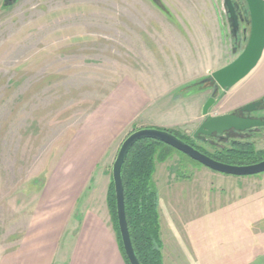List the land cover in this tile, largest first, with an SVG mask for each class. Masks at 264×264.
<instances>
[{
	"label": "rangeland",
	"instance_id": "obj_1",
	"mask_svg": "<svg viewBox=\"0 0 264 264\" xmlns=\"http://www.w3.org/2000/svg\"><path fill=\"white\" fill-rule=\"evenodd\" d=\"M232 2L237 37L225 0H0V253L49 213L43 200L55 203L71 186L82 134L124 79L133 75L153 100L139 125L202 113L211 75L238 58L250 35L245 0ZM172 102L176 111L153 112ZM256 103L251 114L242 111ZM233 114L264 122V54L244 80L220 91L208 116ZM206 118L180 133L211 154L233 142L264 151V126L195 138ZM131 131L103 158L77 208L104 216L115 232L107 193ZM192 161L174 153L157 164L168 264H264V174L227 176Z\"/></svg>",
	"mask_w": 264,
	"mask_h": 264
},
{
	"label": "crops",
	"instance_id": "obj_2",
	"mask_svg": "<svg viewBox=\"0 0 264 264\" xmlns=\"http://www.w3.org/2000/svg\"><path fill=\"white\" fill-rule=\"evenodd\" d=\"M132 77L124 79L105 102V108L90 120L87 135L83 132L81 149L76 151L79 164L74 166L71 186L55 203H51L52 199L43 200L42 209L50 206L49 213L34 219L16 245L0 253V264H127L117 234L107 226L105 217L93 211L77 212L94 172L112 146L130 130L167 128L183 133L199 125L203 117L202 109L198 117L185 123L176 121L166 127L149 121L139 125L143 115L152 112L153 100L140 81ZM167 109L176 111L177 107L173 102L157 105L153 112L161 114ZM167 257L164 246V264L170 263Z\"/></svg>",
	"mask_w": 264,
	"mask_h": 264
},
{
	"label": "water",
	"instance_id": "obj_3",
	"mask_svg": "<svg viewBox=\"0 0 264 264\" xmlns=\"http://www.w3.org/2000/svg\"><path fill=\"white\" fill-rule=\"evenodd\" d=\"M245 2L250 17V35L246 47L232 64L211 75V79L214 81V89L203 108V116L207 118L194 134L195 138L200 135H223L229 131L246 132L264 126L262 120L235 114L218 117L208 116L209 109L216 102L220 91L226 92L244 80L257 67L264 54V0H245ZM225 5L233 23L234 35L237 37L240 22L235 5L232 0H225ZM259 106L260 103L250 104L244 107L242 111L251 114ZM146 139L170 146L194 162L219 174L233 177H253L264 174V160L246 166L228 165L210 158L167 130L143 128L132 132L122 143L112 168L119 231L129 264L141 263L134 249L127 222L122 172L130 150L137 142Z\"/></svg>",
	"mask_w": 264,
	"mask_h": 264
},
{
	"label": "trees",
	"instance_id": "obj_4",
	"mask_svg": "<svg viewBox=\"0 0 264 264\" xmlns=\"http://www.w3.org/2000/svg\"><path fill=\"white\" fill-rule=\"evenodd\" d=\"M247 17H249L248 14ZM197 85L194 84L193 87ZM167 131L210 158L224 164L246 166L264 160V151L258 150L252 142H233L228 148L216 149L214 154H211L199 148L193 139L191 140L180 132ZM174 153L180 152L158 141L141 140L130 150L123 168L127 222L134 249L141 264H163L164 244L161 238L159 191L154 177L157 164L165 163ZM107 205L114 217V227L124 258L129 264L119 231L113 180L107 193Z\"/></svg>",
	"mask_w": 264,
	"mask_h": 264
},
{
	"label": "flooded vegetation",
	"instance_id": "obj_5",
	"mask_svg": "<svg viewBox=\"0 0 264 264\" xmlns=\"http://www.w3.org/2000/svg\"><path fill=\"white\" fill-rule=\"evenodd\" d=\"M236 12H237V9H236Z\"/></svg>",
	"mask_w": 264,
	"mask_h": 264
}]
</instances>
